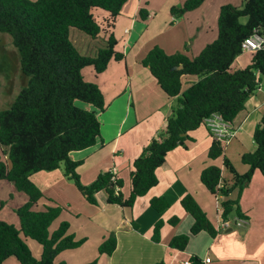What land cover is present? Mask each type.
I'll return each instance as SVG.
<instances>
[{
    "label": "trees",
    "instance_id": "16d2710c",
    "mask_svg": "<svg viewBox=\"0 0 264 264\" xmlns=\"http://www.w3.org/2000/svg\"><path fill=\"white\" fill-rule=\"evenodd\" d=\"M128 0H0V34L11 38L12 46L20 58V72L27 78L26 86L17 94L11 105L0 110V179L11 183L14 189L27 196L25 204L15 210L19 229L0 220V264L15 258L19 264H55L56 257L74 250L84 243L68 233L69 224L62 222L49 232L54 220L65 210L49 206L36 210L43 198L42 192L30 180L33 173L51 172L63 166V175L71 181L90 204H96V195L103 192L109 205L131 208L158 183L156 170L161 167L169 152L185 147L191 140L189 134L203 126L204 118L218 114L231 123L244 109L246 100L264 86V48L252 55L251 65L231 72L234 60L243 52L241 45L255 33L264 40V0H242L239 8L227 5L219 10L217 39L206 46L195 58L185 54L166 55L158 47L148 52L141 62L155 80L160 90L176 100L165 127L152 137L141 154L133 161L130 173V192L122 193L123 182L111 172H102L89 185H84L76 172L81 162L69 158L71 152L94 146L100 138L98 112L105 110L103 94L97 85L86 82L85 69H92L95 76L103 74L111 62L120 63L124 56L116 51L117 43L109 35L106 47L94 58L83 57L70 39L71 31L91 40L103 33H110L122 7ZM205 0H187L179 9L171 8L170 15L181 18L197 10ZM107 15L98 20L94 12ZM139 18L145 22L148 13L141 10ZM245 19L246 23L241 24ZM195 77L197 83L182 92L181 79ZM92 105L96 110H86L76 102ZM255 150L243 154L241 162L249 167L238 174L226 158L222 166H209L200 174V181L213 196L223 180V168L233 175V184L219 192L223 198L232 189L241 190L255 170L264 177V113L252 136ZM224 147L213 140L208 157H223ZM4 157V158H3ZM157 212L169 207L162 197L150 200ZM180 205L193 218L188 235L171 238L169 248L183 252L190 236L206 232L215 237L218 229L189 194ZM221 220L232 216L244 218L237 200L222 199ZM3 204L0 203V210ZM177 218L169 224L175 226ZM162 221L154 224L151 239L159 242ZM29 238L41 248L39 259L33 257L24 242ZM116 248L114 233L98 247V254L111 255ZM190 264H203L191 256ZM88 264H96L92 261Z\"/></svg>",
    "mask_w": 264,
    "mask_h": 264
},
{
    "label": "crops",
    "instance_id": "0c3cea01",
    "mask_svg": "<svg viewBox=\"0 0 264 264\" xmlns=\"http://www.w3.org/2000/svg\"><path fill=\"white\" fill-rule=\"evenodd\" d=\"M186 1L128 0L110 33L100 34L96 40L77 32L72 37L70 34L72 44L83 57L94 58L106 47L109 35L117 43L116 51L124 56V61L111 62L99 76L89 68L82 72L86 82L98 86L105 101V110L97 113L100 138L96 144L69 154L72 161L81 162L76 172L84 185L91 184L102 172L114 171L123 182L124 197L129 195L133 161L152 137L164 129L166 119L176 105V100L160 90L141 62L154 47L169 56L197 57L217 39L220 8L227 5L239 8L242 4V0H205L197 10L178 19L172 17L170 9H179ZM141 10L148 13L145 22L139 18ZM94 16L98 20L107 18L100 11L94 12ZM253 53L243 52L238 56L230 67L231 72L249 67ZM197 81L195 77H183L182 92ZM76 104L86 110H96L90 104L79 101ZM263 113L264 88L261 86L231 122L236 136L225 147L222 158L209 159L213 139L204 125L199 127L189 134L191 140L185 143V147H177L167 154L164 164L155 172L157 185L138 198L131 208L107 204L103 192L96 195V204L88 203L63 175V166L51 172L33 173L30 180L43 194L36 210L55 205L65 209L52 222L49 232L67 222L68 233L75 239H84L80 247L60 253L55 264H88L94 260L96 264H183L191 256L203 264H264V177L258 170L241 190L234 188L223 198L237 200L245 223H238V217L234 215L229 219V226L219 230L214 238L202 231L190 236L183 252L171 250L168 246L172 237L188 235L193 225V218L180 205L187 194L196 200L218 228L214 196L201 183L200 174L209 166H222L224 158L238 174L246 173L249 167L241 162V157L255 150L252 136ZM0 181L5 184L3 188L9 191L10 197L19 196L20 206L26 203L25 194L16 191L8 181ZM222 183L229 188L233 184V175L225 168ZM155 197L164 198L169 207L161 212L155 211L149 205ZM173 218L179 219L175 226L169 224ZM158 221L163 225L159 242H154L151 236ZM110 233L116 238L114 252L109 256L98 254V247ZM36 244L38 247L33 250L26 245L33 257L39 259L42 248ZM207 258L210 261L206 263Z\"/></svg>",
    "mask_w": 264,
    "mask_h": 264
},
{
    "label": "rangeland",
    "instance_id": "374dc122",
    "mask_svg": "<svg viewBox=\"0 0 264 264\" xmlns=\"http://www.w3.org/2000/svg\"><path fill=\"white\" fill-rule=\"evenodd\" d=\"M245 23V19L241 20V24ZM74 32L75 31H71V37ZM26 84L27 78H25L20 72L19 54L12 46L11 38L8 35L0 34V110L7 109ZM262 87L264 88L263 85ZM3 187L6 186L0 181V202L3 203V207L0 211V220H4L6 223L18 228L19 220L16 216L15 210L20 206V198L19 196H13V198L10 197L8 195L9 191ZM15 195H18V193ZM20 195L24 196L23 194ZM24 242L31 248V250H33V247H38L36 242L29 238L24 240ZM13 263H17V260L13 257L8 258V260L4 262V264Z\"/></svg>",
    "mask_w": 264,
    "mask_h": 264
},
{
    "label": "built area",
    "instance_id": "2783aa9c",
    "mask_svg": "<svg viewBox=\"0 0 264 264\" xmlns=\"http://www.w3.org/2000/svg\"><path fill=\"white\" fill-rule=\"evenodd\" d=\"M264 48V40L257 35L256 33L251 37L244 40L241 45L242 52H256ZM204 126L208 130L212 139L220 143L224 148L235 138L236 130L231 126V123H228L222 119V117L218 114H211L210 116L204 118L203 120ZM113 175L112 180L116 179V174L114 171H111ZM225 185L222 181L219 182L217 186V193L214 195L215 204L217 207V215L219 217L218 230L224 229L229 226V220L223 221L221 220L222 207L221 200L223 199L222 193L219 191L223 189ZM238 223H245V219L238 217ZM210 260L207 258L205 262H209ZM183 264H190V262L184 261Z\"/></svg>",
    "mask_w": 264,
    "mask_h": 264
}]
</instances>
